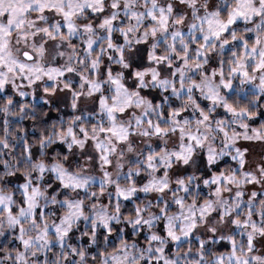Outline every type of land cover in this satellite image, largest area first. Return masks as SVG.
I'll list each match as a JSON object with an SVG mask.
<instances>
[{
	"label": "snow or ice",
	"instance_id": "obj_1",
	"mask_svg": "<svg viewBox=\"0 0 264 264\" xmlns=\"http://www.w3.org/2000/svg\"><path fill=\"white\" fill-rule=\"evenodd\" d=\"M0 264H264V0H0Z\"/></svg>",
	"mask_w": 264,
	"mask_h": 264
}]
</instances>
